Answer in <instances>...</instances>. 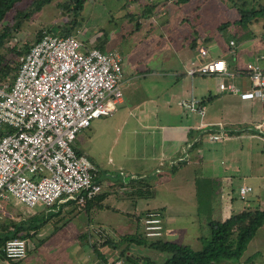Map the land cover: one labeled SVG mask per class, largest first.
Here are the masks:
<instances>
[{"label":"crops","instance_id":"0c3cea01","mask_svg":"<svg viewBox=\"0 0 264 264\" xmlns=\"http://www.w3.org/2000/svg\"><path fill=\"white\" fill-rule=\"evenodd\" d=\"M209 2L124 0L112 15L100 0L86 1L84 10L91 4L89 18L86 21L81 14L76 27L81 39L87 48L117 49L124 69L117 111L93 120L75 144L100 168L105 207L78 209L69 201L12 212L13 221L23 226L20 234L27 241L28 255L12 261L0 254V264H112L118 254L110 242L106 211L136 221L135 233L144 232L138 215L159 212L162 238L190 246L172 232L176 227L184 236L192 228L198 231L200 246L211 234V220L264 209V134L256 128L264 117L263 104L257 97L221 90L219 77H192L186 71L192 62L222 58L237 72L238 86L249 91L247 63L257 61L264 68V19L250 30L229 26L214 38L203 19ZM86 23H91L89 29ZM232 39L235 45L230 44ZM202 47L209 50L208 57L200 53ZM185 98L199 100L205 115L183 108ZM221 128L228 130L227 136L212 140L210 134ZM242 186L252 188L244 198ZM99 226L103 229L98 234L90 233ZM151 251V260L126 261L148 264L168 258ZM138 252H144L142 246Z\"/></svg>","mask_w":264,"mask_h":264},{"label":"built area","instance_id":"2783aa9c","mask_svg":"<svg viewBox=\"0 0 264 264\" xmlns=\"http://www.w3.org/2000/svg\"><path fill=\"white\" fill-rule=\"evenodd\" d=\"M230 44L235 45V40ZM200 53L209 56L206 47ZM17 60L20 68L13 81L0 78V221L13 218L5 205L12 197L30 208L74 201L78 209H84L103 186L98 180L100 168L77 151L76 139L93 120L117 111L123 99L122 55L117 49L87 48L76 29L67 35L43 30ZM245 70L252 82L246 92L236 83L237 72L222 58L192 62L186 71L192 77H219L221 90L257 97L264 107V68L256 61L247 63ZM181 105L205 115V106L195 98L182 99ZM256 128L264 134V117ZM227 132L221 128L210 138H224ZM251 190L242 186L241 196ZM13 219L11 229L17 224ZM143 231L149 238L162 235L159 212L147 213ZM3 253L12 261L24 259L26 239H8ZM112 264L128 263L117 255Z\"/></svg>","mask_w":264,"mask_h":264},{"label":"trees","instance_id":"16d2710c","mask_svg":"<svg viewBox=\"0 0 264 264\" xmlns=\"http://www.w3.org/2000/svg\"><path fill=\"white\" fill-rule=\"evenodd\" d=\"M21 1L23 0H0V24L7 14L15 8L16 4ZM51 1L52 0H33L32 5L35 10H41ZM86 1L87 0H69L68 5L71 7V12L73 13L71 19L72 25L62 34L67 35L72 33L78 24H80L79 16L84 10ZM189 1L190 0H178V3L182 4ZM229 1L237 8L239 18L233 21L223 22L221 28L229 27L233 23L247 28L261 19H264V1L258 2L255 6H250L247 0H241L242 3L238 0ZM11 29L13 28L5 27L3 31L0 32V78L13 81L19 71L20 64L14 61L13 58L7 56L5 52H2L1 48L9 50L15 55L26 54L31 46L39 40L43 31H41L32 45L25 47V49H19L16 45L7 49L8 47L3 45V40L7 37ZM58 30L59 28L56 29V27H53L49 31L58 32ZM105 197V193L98 194L88 201L86 207L104 208L105 205L102 200ZM5 205L7 208H13L15 203L6 202ZM147 213L138 215V222H140ZM14 226L15 229H11L10 225L8 227L6 226L5 230L2 231L3 233L0 234V254L2 256H4L3 246L8 239L17 236L23 237V235L20 234L23 228L22 224H14ZM209 226L211 234L203 238V246L200 249H194L188 245L165 240L162 237L149 238L144 232L140 231H137L136 235H126L124 240L132 243L148 244L158 251L169 254V257L163 262L158 263L156 261H150L148 264H215L222 260L241 259L248 244L255 237L259 228L264 226V209H247L243 212L233 214L225 220H211ZM110 242L113 248L117 247L118 243H113L112 240ZM129 259H131V257H129Z\"/></svg>","mask_w":264,"mask_h":264},{"label":"rangeland","instance_id":"374dc122","mask_svg":"<svg viewBox=\"0 0 264 264\" xmlns=\"http://www.w3.org/2000/svg\"><path fill=\"white\" fill-rule=\"evenodd\" d=\"M32 1L33 0H23L21 2H18L15 8L7 14V16L0 24V32H2L5 27L13 28L8 33L7 37L3 40L4 42L3 45L5 47H8L7 49L15 45L19 49H25V47L32 45V43L37 39L38 35L43 30L49 31L51 28L56 27V29L59 28L57 33L62 34L66 31V29H69L71 27L72 25L71 19L73 17V13L71 12V7L68 5L69 0H52L48 5H45L41 10H35L32 5ZM100 1L102 3V6L104 4L107 10H111L112 15H116V13L119 12L121 8V4L124 0H100ZM137 1L140 3H145V2H149L150 0H137ZM238 1L241 2V0ZM247 1L249 2L250 6L251 5L255 6L258 2L264 0H247ZM93 5L94 3H92V6ZM88 6H91V4L88 3L87 8L83 11V13L81 12V14H83V17H85L86 21L89 18L88 14L90 15L91 12ZM127 6H130V3H128ZM190 6L192 7V4ZM237 14H238L237 8L231 1L210 0V2L208 3V7L203 12V19L206 21V24L208 23L207 30L209 32H212L213 33L212 35L215 38L217 37L219 32L228 30L229 28L226 27V28L218 29L219 28L218 26L227 20H234L237 17ZM91 20L92 18L90 19V21ZM95 20L96 19L93 18V21ZM105 23L106 22H104L103 24L105 25ZM89 25H91V23L87 24L88 29H89ZM237 26L242 27L236 25L235 23L231 24V27L235 28ZM251 28L252 27H247L246 29L250 30ZM254 30H258V28H255ZM1 50L2 52H5L6 55L9 56L10 58H13L14 61L18 62L17 57L20 54L15 55L12 54V52H10L9 50L2 48ZM9 202H11L12 204L15 203V205L13 206V208H7L8 211L16 212V210L22 211L23 207L27 208V206L24 203L19 202L15 197H12ZM106 215H109L106 216L109 217L108 223L106 224H109L108 226L112 233L111 236H113V238H111V236L110 238L112 239L113 243H118L116 247V255L117 254L120 255V257L124 258L125 260L128 259L129 257H135V258L143 257L146 259L151 258L150 256L152 254L151 249L153 250L155 248L151 247L148 244H138L124 240V237L128 234H133V235L137 234V232L135 233V231L138 230L137 229L138 223L136 221L132 220L129 216L122 217L119 214L117 215L107 211H106ZM12 219L13 218L9 217L6 221H0V234L3 233L2 231L5 230L6 226L7 227L9 226L10 224L9 220L12 221ZM140 226H142L141 223L139 224V227ZM100 227L102 226H99L98 228ZM102 229L103 228L100 229L91 228L90 233H93V235L98 234L97 231ZM179 232L180 231L176 230L175 227L172 232V237L179 236L177 240H179L180 242L183 241L188 242L189 245L192 246L193 248L199 249L203 246V244L198 246L197 239L195 238V235L198 232L197 230L190 228L188 232H185L186 234L184 236L179 234ZM201 232L207 236L206 228H202ZM163 237H165V235ZM97 244L99 245L100 242ZM141 246L144 250V252L142 253L138 252V249L141 248ZM161 253L163 255L160 257H169L167 253H163V252ZM155 256L153 255L152 257ZM246 263L264 264V227L259 229L255 238L251 240V242L248 244V247L245 250V253L241 259L222 260L221 262L215 264H246Z\"/></svg>","mask_w":264,"mask_h":264}]
</instances>
